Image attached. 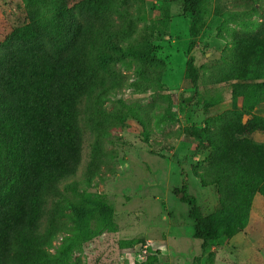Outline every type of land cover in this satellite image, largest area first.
<instances>
[{"label":"rangeland","instance_id":"obj_1","mask_svg":"<svg viewBox=\"0 0 264 264\" xmlns=\"http://www.w3.org/2000/svg\"><path fill=\"white\" fill-rule=\"evenodd\" d=\"M183 5L184 0H0V56L28 42L71 40L78 25L91 27L107 43L102 58L110 88L99 106V124L86 126L83 120L75 169L42 207L44 264H247V238L241 237L247 224L230 237L194 244L195 223L180 197L185 189L206 214L218 203L217 188L201 184L210 152L194 133L215 128L220 116L230 132L236 117L244 125L252 115L264 118V103L247 114L243 96L249 85L264 83L253 65L257 56L264 64V0H204L194 37ZM263 133L249 137L262 144ZM104 213L110 226L64 256L81 224ZM96 222L90 220V227ZM147 240L154 261L138 262Z\"/></svg>","mask_w":264,"mask_h":264},{"label":"trees","instance_id":"obj_2","mask_svg":"<svg viewBox=\"0 0 264 264\" xmlns=\"http://www.w3.org/2000/svg\"><path fill=\"white\" fill-rule=\"evenodd\" d=\"M203 2L184 0V11L192 16V37L199 30ZM78 26L79 34L71 40L28 42L0 56V264L45 263L42 207L75 169L83 120L86 126L99 124V106L110 88L102 58L107 43L91 27ZM261 59L257 56L253 65L264 74ZM249 86L243 95L247 114L264 103V83ZM225 119L220 116L213 120L215 128L194 133L203 150L210 152V169L200 180L203 187L217 188L214 211L206 214L195 197L181 191L180 200L195 223L194 238L203 246L219 235L230 237L243 230L254 196H264V143L249 137L264 132V118L252 115L244 125L236 117L233 132L222 128ZM92 219L97 221L95 228L90 227ZM110 219L109 213L98 220L92 214L68 239L64 256L108 228Z\"/></svg>","mask_w":264,"mask_h":264},{"label":"crops","instance_id":"obj_3","mask_svg":"<svg viewBox=\"0 0 264 264\" xmlns=\"http://www.w3.org/2000/svg\"><path fill=\"white\" fill-rule=\"evenodd\" d=\"M191 234L192 243L195 244L194 230ZM241 237L247 238V264H264V196L261 193L253 198L247 228Z\"/></svg>","mask_w":264,"mask_h":264},{"label":"built area","instance_id":"obj_4","mask_svg":"<svg viewBox=\"0 0 264 264\" xmlns=\"http://www.w3.org/2000/svg\"><path fill=\"white\" fill-rule=\"evenodd\" d=\"M156 256V253L153 251L152 242L147 240L143 245H141L140 250L136 255V260L138 262H147L150 257Z\"/></svg>","mask_w":264,"mask_h":264}]
</instances>
